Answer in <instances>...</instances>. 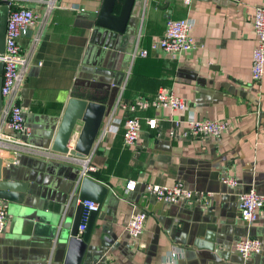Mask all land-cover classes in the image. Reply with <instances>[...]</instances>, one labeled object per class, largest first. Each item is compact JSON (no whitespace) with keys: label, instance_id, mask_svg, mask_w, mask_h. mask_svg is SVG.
<instances>
[{"label":"crops","instance_id":"1","mask_svg":"<svg viewBox=\"0 0 264 264\" xmlns=\"http://www.w3.org/2000/svg\"><path fill=\"white\" fill-rule=\"evenodd\" d=\"M45 0H19L42 16ZM103 0H55L26 79L19 91L32 146L50 152L52 159L34 155H3L2 180L11 177L28 188L22 203H7L8 221L0 235V264H64L65 239L79 200L80 166L58 160L51 150L70 98L114 108L135 98H152L171 90L187 103L183 111L168 108L136 112L140 123L133 147L122 144L121 107L102 133L104 117L92 148L91 173L105 185L109 197L95 221L81 264H169L181 250L179 264H264V252L248 261L235 252L242 237L264 241V206L251 226L238 215L237 194L254 189L264 196V76L253 84L250 76L254 8L264 0H138L127 35L95 26ZM83 9L70 10L69 7ZM189 19L196 46L172 57L150 51L168 19ZM35 29L19 39L21 52ZM148 50L136 59L127 83L125 70L135 45ZM2 73H0L1 77ZM156 120L154 129L147 121ZM228 123L218 139L181 136L188 120ZM74 132V137L78 135ZM174 132V135L170 133ZM72 141V140H71ZM72 143V142H71ZM53 158H57L53 160ZM11 174V176H7ZM238 186L229 189L221 177ZM134 181V191L126 184ZM181 183L192 191L210 194V206L165 205L144 194L146 184ZM76 204H78L76 202ZM144 211V231L129 238L130 216Z\"/></svg>","mask_w":264,"mask_h":264},{"label":"built area","instance_id":"2","mask_svg":"<svg viewBox=\"0 0 264 264\" xmlns=\"http://www.w3.org/2000/svg\"><path fill=\"white\" fill-rule=\"evenodd\" d=\"M17 2L19 0H8L9 11L4 40V52L0 56V62L3 65L0 89L2 97V109L0 112V158L3 155H9L13 151L17 156L28 154L52 159L53 155L50 152L38 149L26 141L31 136V130L26 125L24 112L19 104V91L26 79L36 48L43 35L51 10L54 7L55 0L41 1L46 6L41 17L31 8L19 6ZM189 2L190 0H185L186 4ZM69 9L83 11V9L79 10L74 6L69 7ZM252 26L255 45L252 51L250 76L252 83L257 85L264 76V5L254 8ZM192 27V21L187 18L166 20L163 35L151 43L149 50L159 51L172 57H179L181 54L190 52L196 46L195 40L191 35ZM32 28L35 29V32L31 37L29 47L22 53L19 39L29 30H32ZM148 53V50L139 49L137 44L134 46L129 55L122 91L127 83L131 67L135 60L146 58ZM117 107H121L127 113L123 121L122 144L124 148H130L137 142L140 131V123L138 118L133 116L134 113L147 111L150 108H168L172 111H183L186 109L187 103L173 91L160 89L152 98L138 97L130 103H123L120 95L112 110H116ZM112 118L113 114L109 117L102 133L107 131V126L112 122ZM147 124L149 128L154 129L156 120H148ZM227 128V122L191 119L185 123L181 136L187 139H218ZM174 134V132L170 133V135ZM71 140L67 145L69 151L73 150L75 145L74 138ZM57 157L58 160L62 158L64 161H69L80 166L79 186L82 178L96 172V168L91 166L92 151L89 155L82 158L72 156L69 153L57 154ZM55 159L57 158H53V160ZM221 183L229 189H235L238 186L237 180L227 175L221 177ZM135 186L136 183L134 181H129L126 184V192L134 191ZM144 194L168 206L184 205L187 207L207 209L211 204L210 194L188 190L181 183H175L173 185L146 184ZM76 202L83 207L80 225L78 227V232L82 233L89 212L96 211L98 205L93 201L81 202L77 200ZM263 206L264 196L257 194L254 189L237 194L239 218L248 226L253 225L258 220V212ZM145 219V212L140 210L130 216L126 224V232L130 239L137 240L141 237L144 231ZM7 221V202L0 199V235L4 233ZM234 250L243 261H248L252 256L260 255L264 252V241L249 236L242 237L235 242ZM180 254L181 250L178 249L172 255L169 264H179ZM50 259L51 255L48 264L50 263Z\"/></svg>","mask_w":264,"mask_h":264},{"label":"water","instance_id":"3","mask_svg":"<svg viewBox=\"0 0 264 264\" xmlns=\"http://www.w3.org/2000/svg\"><path fill=\"white\" fill-rule=\"evenodd\" d=\"M140 5L138 0H103L96 15L95 26L117 35H127L132 10L135 6ZM8 11V0H0V56L4 52ZM2 68V62H0V73H2ZM1 83L2 78L0 77V89ZM1 109L2 97L0 93V112ZM110 109H107L102 103L70 98L65 106L51 150L60 154L69 153L80 158L89 155L100 133L104 117L111 113ZM76 130H79L78 135L74 137ZM73 138L75 145L73 150L69 151L67 145ZM1 167L2 160L0 159V199L7 203H22L28 185L17 183L11 177L2 180ZM7 176H11V174H7ZM109 194L110 191L105 185L91 177L87 176L81 179L78 199L81 202L93 201L98 205V208L96 211L89 212L85 228L82 233H79L78 227L83 207L81 204H76V201L72 203L75 211L70 231L65 239L66 260L64 264H81L95 221L101 214L100 212L104 210Z\"/></svg>","mask_w":264,"mask_h":264}]
</instances>
